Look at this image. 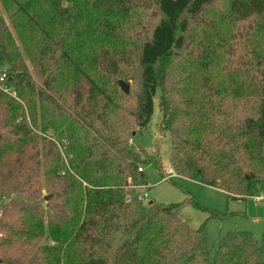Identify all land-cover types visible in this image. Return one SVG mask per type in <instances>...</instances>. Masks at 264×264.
Instances as JSON below:
<instances>
[{"label":"trees","instance_id":"16d2710c","mask_svg":"<svg viewBox=\"0 0 264 264\" xmlns=\"http://www.w3.org/2000/svg\"><path fill=\"white\" fill-rule=\"evenodd\" d=\"M4 1L14 33L0 20L6 84L32 107L37 94L40 128L65 136L69 157L65 167L44 144L42 183L37 137L0 90V264H264V229L260 240L228 232L211 258L203 226L186 224L178 204L142 210L127 187L145 184L137 169L156 158L127 141L159 90L176 175L232 198L264 192V0H224L216 16L218 0ZM150 7L131 53L125 31ZM134 59L130 102L118 78ZM25 60L42 81L36 92Z\"/></svg>","mask_w":264,"mask_h":264},{"label":"rangeland","instance_id":"374dc122","mask_svg":"<svg viewBox=\"0 0 264 264\" xmlns=\"http://www.w3.org/2000/svg\"><path fill=\"white\" fill-rule=\"evenodd\" d=\"M224 0H218L210 11L211 15L216 16L223 10ZM8 5V7H7ZM11 8L9 1L0 0V20L9 28L12 34L13 29L9 20L8 12ZM153 11L150 8L137 12L131 29L125 31L126 35H130V44L126 49L131 53L136 52L134 48V40L138 32L143 31L147 22L152 21L151 17ZM138 20H141L143 27L137 25ZM121 24V23H120ZM136 35V36H135ZM140 38V37H139ZM233 46L242 45L238 37L234 38ZM16 43L18 44L16 38ZM239 51H237L238 53ZM135 54V53H134ZM135 58V56H134ZM26 67L30 73L31 80L35 85V92L37 88L42 87V81L39 77L37 69H35L27 60H25ZM6 71L9 69L6 65H0ZM124 79L118 78L129 85L130 102L134 99V93L137 89V71L134 64L131 66L121 65ZM128 78H127V77ZM34 92V93H35ZM8 94V93H7ZM10 95V94H9ZM27 95V93H26ZM12 96V95H10ZM21 106V113L25 115L26 121L29 124L32 132L36 135V148L38 151L39 161V177L43 183V145L52 143L60 154L61 160L65 167L69 153L67 152L68 141L63 135H59L57 130L51 127L45 129L40 128V110H39V97L37 94H31L30 98L36 103L33 107L26 103L23 96H12ZM160 91L157 90L153 98V110L148 123L140 128L132 125L133 135L128 139V144L137 149H142V153L156 158L148 160L149 163L140 164L142 168V175L145 178V185L147 186V193L149 198L141 203L140 208L146 210L148 202L153 201L156 206H164L168 204H178V216L191 228H198L203 226L205 231V241L210 251L212 258L215 251V244L218 238L224 236L230 231H246L253 235L256 240H260L264 229V192L258 196H250L243 199L232 198L226 192L202 184L198 181L176 175L172 170L169 176L167 168L169 164V142L170 138L167 133H164L160 128L161 111L159 108ZM29 106L33 109L34 115L37 117V126L33 127L30 122L31 111ZM20 119V117H19ZM11 139V138H10ZM29 149V148H28ZM157 163V165L153 164ZM171 169V168H170ZM63 169L61 173H63ZM142 185V184H141ZM138 193L142 190L136 188ZM47 195L42 188V198L45 201ZM256 197H259L256 199Z\"/></svg>","mask_w":264,"mask_h":264},{"label":"built area","instance_id":"2783aa9c","mask_svg":"<svg viewBox=\"0 0 264 264\" xmlns=\"http://www.w3.org/2000/svg\"><path fill=\"white\" fill-rule=\"evenodd\" d=\"M6 79H7V72L4 68L0 67V90L5 92V93H8L12 96H15V91L10 88L9 86H7L6 84ZM139 172L142 171V168L141 167H138L137 169ZM165 171H167L166 173H168V175L170 176L172 174L171 172V169L170 168H167ZM127 187L129 188H138V189H141L142 191L140 193L137 194L136 196V200L138 202H144L145 200H147L149 198V195L147 193V186L145 184H140V185H134L132 183V181L130 179H128L127 181ZM259 197H256V199H258ZM129 201V198L127 197L126 198V202Z\"/></svg>","mask_w":264,"mask_h":264},{"label":"water","instance_id":"95a60500","mask_svg":"<svg viewBox=\"0 0 264 264\" xmlns=\"http://www.w3.org/2000/svg\"><path fill=\"white\" fill-rule=\"evenodd\" d=\"M118 84L120 89L125 93L128 94L129 93V85L125 82H123L122 80H118ZM46 199V198H45ZM153 203V201H149L148 204L151 205Z\"/></svg>","mask_w":264,"mask_h":264}]
</instances>
